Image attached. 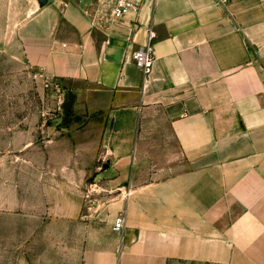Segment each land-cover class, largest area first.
I'll use <instances>...</instances> for the list:
<instances>
[{"label":"crops","instance_id":"1","mask_svg":"<svg viewBox=\"0 0 264 264\" xmlns=\"http://www.w3.org/2000/svg\"><path fill=\"white\" fill-rule=\"evenodd\" d=\"M123 1L119 20V0H54L25 21L28 64L76 119L44 179L0 167L20 196L0 213L30 224L0 231V264H264V0Z\"/></svg>","mask_w":264,"mask_h":264},{"label":"rangeland","instance_id":"2","mask_svg":"<svg viewBox=\"0 0 264 264\" xmlns=\"http://www.w3.org/2000/svg\"><path fill=\"white\" fill-rule=\"evenodd\" d=\"M37 9L36 0H0V167L12 169L17 166L22 169L21 172H27L31 160L37 163L38 179H44L48 174L45 167L49 168L52 162L59 161L49 157L47 166L44 154L48 145L46 141L55 137L59 140L60 135L64 137L70 134V129L63 127L62 104L66 93L48 79L37 78L24 56L23 26ZM69 119L75 122L76 114L71 112ZM85 121L80 129L90 128L93 123L91 119ZM57 144L59 146V141L53 143L54 146ZM62 148L65 149L64 146ZM102 168L103 166L101 171ZM0 172L2 173V170ZM11 173L2 176L6 179V185L12 181ZM27 175L26 173V177ZM96 175L97 173L89 174L88 185L94 181ZM14 193L5 186L4 192L0 191V199L4 194L5 203L17 204L20 196L17 192L13 195ZM20 195L21 199L24 198L23 201H28L22 193ZM13 226L15 223L12 218L7 213H0L1 232L28 230L30 224H21L16 228ZM31 227L40 231L48 229L46 223L41 221L32 223ZM17 241L14 245L21 246L22 242L30 244L34 240ZM50 241L37 239V244L49 246ZM1 242L0 239V245ZM9 242H12V239Z\"/></svg>","mask_w":264,"mask_h":264},{"label":"built area","instance_id":"3","mask_svg":"<svg viewBox=\"0 0 264 264\" xmlns=\"http://www.w3.org/2000/svg\"><path fill=\"white\" fill-rule=\"evenodd\" d=\"M130 7V5L123 1L119 0L117 8L115 9V16L119 20L126 12V8ZM156 35L154 32H148V43L135 50L132 54V59L136 67L140 69L144 76H149L154 68L155 64V56L153 50V41L155 40ZM123 226V218L119 217L116 220L114 229L116 231H120Z\"/></svg>","mask_w":264,"mask_h":264},{"label":"water","instance_id":"4","mask_svg":"<svg viewBox=\"0 0 264 264\" xmlns=\"http://www.w3.org/2000/svg\"><path fill=\"white\" fill-rule=\"evenodd\" d=\"M54 0H36V4L38 6V9H42L46 6H48L50 3H52ZM75 102V96L72 91H67L66 96H65V101L62 104V109H63V127H67L68 121H69V115L71 112V109L74 105ZM109 164L106 163L102 170L108 169Z\"/></svg>","mask_w":264,"mask_h":264}]
</instances>
